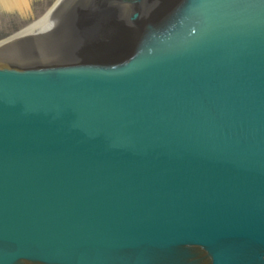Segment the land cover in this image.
Returning <instances> with one entry per match:
<instances>
[{"label": "water", "instance_id": "water-1", "mask_svg": "<svg viewBox=\"0 0 264 264\" xmlns=\"http://www.w3.org/2000/svg\"><path fill=\"white\" fill-rule=\"evenodd\" d=\"M0 264H264V0H58L1 41Z\"/></svg>", "mask_w": 264, "mask_h": 264}, {"label": "rangeland", "instance_id": "rangeland-1", "mask_svg": "<svg viewBox=\"0 0 264 264\" xmlns=\"http://www.w3.org/2000/svg\"><path fill=\"white\" fill-rule=\"evenodd\" d=\"M58 0H28L26 12L7 10L0 6V42L39 23Z\"/></svg>", "mask_w": 264, "mask_h": 264}, {"label": "bare ground", "instance_id": "bare-ground-1", "mask_svg": "<svg viewBox=\"0 0 264 264\" xmlns=\"http://www.w3.org/2000/svg\"><path fill=\"white\" fill-rule=\"evenodd\" d=\"M0 6L7 10H19L26 12L28 8V0H0Z\"/></svg>", "mask_w": 264, "mask_h": 264}]
</instances>
